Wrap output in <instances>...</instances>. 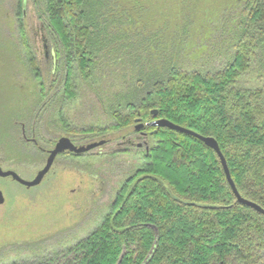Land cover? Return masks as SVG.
Returning a JSON list of instances; mask_svg holds the SVG:
<instances>
[{
	"label": "trees",
	"instance_id": "16d2710c",
	"mask_svg": "<svg viewBox=\"0 0 264 264\" xmlns=\"http://www.w3.org/2000/svg\"><path fill=\"white\" fill-rule=\"evenodd\" d=\"M17 1L18 36L39 86L27 105L12 83L15 105L0 108V128L3 113L19 125L51 108L59 74L71 99L77 81L96 82L112 122L85 132H129L138 119L153 122L156 110L158 119L215 138L238 193L264 210V0H34L53 35L52 82L31 53L25 0ZM145 131L150 152L111 212L55 263L264 264V216L237 203L216 152L169 128Z\"/></svg>",
	"mask_w": 264,
	"mask_h": 264
},
{
	"label": "rangeland",
	"instance_id": "374dc122",
	"mask_svg": "<svg viewBox=\"0 0 264 264\" xmlns=\"http://www.w3.org/2000/svg\"><path fill=\"white\" fill-rule=\"evenodd\" d=\"M18 4L17 0H0V16L4 17L7 36L13 43L10 49L0 48V59L7 62L3 69L0 67V108L15 105L13 84L16 89L25 90L17 92L16 97H28L27 105L34 99L30 95L34 87L39 86L18 36L15 20ZM24 12L31 53L39 62L45 80L52 82L53 66H56L53 35L34 0H25ZM212 67L218 66L214 63ZM62 79L59 74L60 83L56 89H49L53 97L58 93L52 107L47 106L39 116L25 115L24 122L11 125L10 120L17 118L3 113L0 167L4 170L15 171L25 180H34L45 168L49 152L60 138L66 137L77 146H84L104 137L85 132L107 128L112 122L97 99L99 85L77 81V94L71 99L59 90ZM125 134L127 140L133 141L132 147L124 145L119 138L85 154H62L39 187L26 189L8 179H0V191L5 192V202L0 207V264H56L57 255L100 227L103 218L111 212L122 184L143 164L145 149L144 146L139 149L137 144L146 141L152 146L150 138L140 139L134 128ZM24 137L38 142V146L26 142Z\"/></svg>",
	"mask_w": 264,
	"mask_h": 264
},
{
	"label": "water",
	"instance_id": "95a60500",
	"mask_svg": "<svg viewBox=\"0 0 264 264\" xmlns=\"http://www.w3.org/2000/svg\"><path fill=\"white\" fill-rule=\"evenodd\" d=\"M153 116L155 117L153 122L144 124L141 122V119L137 120V124L135 125L136 127L134 128L135 132H141L145 127H152V128H169L175 132H180L182 134H185L187 136H192L199 140L200 142L204 143V145L208 148H210L212 151L216 152L218 158H220L222 168L225 171L226 179L229 182V185L232 189V192L235 194V197L237 199L238 204H243L251 209H254L257 213L261 214L264 216V210L258 205L255 204L254 202H250L242 197L240 193H238V190L236 188L235 182L232 180L231 177V172L230 169L228 168V164L226 161V158H224L221 148L218 145V142L216 139L211 138V137H205L198 135L192 130H188L180 125H176L169 120L165 119H158V113L156 110L153 112ZM126 131L119 132V134H109L108 136H104L99 138L96 141L84 144V146H77L73 141L66 137H62L58 140L54 148L50 151V155L46 161V166L42 170H40L35 177L34 180H25L19 176L17 172H13L11 170H4L3 167H0V178H12L16 180L20 185L25 187L26 189L30 188H36L39 187V185L45 180L46 176L50 173L51 169L53 168V164L56 161V159L61 156V154L64 153H75V154H85L91 151H94L96 149L102 148L109 143H113L115 141L120 140L119 138L124 137L126 134ZM149 153V150L148 152ZM166 189H169L168 185H165ZM176 200H178L177 197H175ZM5 199L3 196L2 191H0V207L4 205ZM203 208H210L213 210H217L220 207H210V206H202Z\"/></svg>",
	"mask_w": 264,
	"mask_h": 264
},
{
	"label": "flooded vegetation",
	"instance_id": "af4514ba",
	"mask_svg": "<svg viewBox=\"0 0 264 264\" xmlns=\"http://www.w3.org/2000/svg\"><path fill=\"white\" fill-rule=\"evenodd\" d=\"M136 124H137V122H136ZM135 124V125H136ZM134 125V128L136 127ZM146 128V127H145ZM145 128L141 131V132H136V133H138V135H140L141 137H139L140 139H143V138H150V137H148V133L145 131ZM127 136L125 135L124 137H122V141H123V143H124V145H127V146H131L132 147V145H134V143H133V141L131 140V141H129V140H127V138H126ZM24 139H25V141L26 142H28V143H30V144H33V145H35L36 147L38 146V142H36V141H34V140H28V139H26V137H24ZM143 146H144V149H145V151H146V153H147V151L149 150V152H150V147L148 146V143L146 142V141H144V143L143 144H137V147L139 148V149H141V148H143ZM50 153V152H49ZM64 154H66V153H64ZM149 153H147V155H148ZM50 155V154H49ZM62 155V154H61ZM60 157V156H59ZM1 179V178H0ZM3 179H8V180H10V182L11 183H13V184H15V183H17V184H19L16 180H14V179H12V178H3ZM2 179V180H3ZM20 185V184H19ZM20 186H22V185H20ZM23 187V186H22ZM25 188V187H24ZM2 191V190H1ZM2 193H3V196H4V199H5V192L4 191H2Z\"/></svg>",
	"mask_w": 264,
	"mask_h": 264
},
{
	"label": "bare ground",
	"instance_id": "6f19581e",
	"mask_svg": "<svg viewBox=\"0 0 264 264\" xmlns=\"http://www.w3.org/2000/svg\"><path fill=\"white\" fill-rule=\"evenodd\" d=\"M124 61V60H123ZM123 63V62H122ZM143 118V117H142ZM132 136V135H131ZM164 180V179H163ZM170 186V185H169Z\"/></svg>",
	"mask_w": 264,
	"mask_h": 264
}]
</instances>
